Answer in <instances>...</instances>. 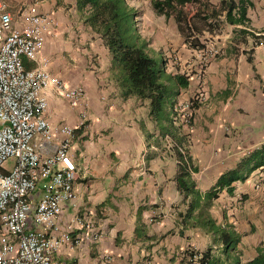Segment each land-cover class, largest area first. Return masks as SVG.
Masks as SVG:
<instances>
[{"label": "crops", "instance_id": "1", "mask_svg": "<svg viewBox=\"0 0 264 264\" xmlns=\"http://www.w3.org/2000/svg\"><path fill=\"white\" fill-rule=\"evenodd\" d=\"M1 1L15 24L26 12L48 15L55 23L44 34L36 61L21 57L23 68L42 69L63 79L66 87L82 90L76 107L51 86L42 91L43 118L74 132L68 152L75 166L76 200L62 205L57 223L63 227L74 219L83 222L71 234L78 242L61 244L51 259L59 264H182L187 251L211 248L217 254L219 246L209 234L179 224L177 213L184 207L176 189L173 141L160 136L146 102L120 97L109 56L83 24L84 13L76 10L75 0ZM152 1L125 0L136 13L135 30L148 53L165 61L166 73L187 77L188 86L172 100V109L199 94L203 98L193 101L189 125L178 118L171 121L180 127L184 148L197 169L191 175L195 189L204 193L242 158L264 149V0H244L249 6L243 25L225 21L226 3L240 0H194L167 16L157 13ZM178 12L183 18L177 23ZM212 12L214 18L199 19ZM194 14L199 17L191 19ZM189 21L200 34L187 37L178 31ZM239 30L246 33L239 35ZM193 42L203 48H192ZM208 47L221 53L200 67L198 55ZM230 186L231 194H217L209 215L240 236L237 249L241 263H246L255 257L256 247L264 248V166ZM40 190L38 185L31 206ZM87 224L97 240L91 239ZM12 240L0 222V241Z\"/></svg>", "mask_w": 264, "mask_h": 264}, {"label": "built area", "instance_id": "2", "mask_svg": "<svg viewBox=\"0 0 264 264\" xmlns=\"http://www.w3.org/2000/svg\"><path fill=\"white\" fill-rule=\"evenodd\" d=\"M55 25L45 14L26 12L15 24L0 0V222L12 241H0V264H59L51 253L71 239L74 219L60 227L58 216L64 203L74 204L72 190L75 166L69 154L74 132L65 126H52L44 118L46 99L43 90L53 87L71 106L82 101V90L66 87L65 81L34 68L25 70L21 57L36 61L43 36ZM264 46V44H263ZM221 51L206 48L199 53V66L204 67ZM199 95L177 104L173 119L189 125L193 101ZM84 114H80L81 126ZM55 141L56 143H54ZM11 161L9 169L4 167ZM40 185L33 206L31 196ZM42 227L46 232L34 230ZM92 240L98 236L87 224ZM148 264V263H147Z\"/></svg>", "mask_w": 264, "mask_h": 264}, {"label": "trees", "instance_id": "3", "mask_svg": "<svg viewBox=\"0 0 264 264\" xmlns=\"http://www.w3.org/2000/svg\"><path fill=\"white\" fill-rule=\"evenodd\" d=\"M194 0H153L152 8L159 14L167 16L175 7L181 9ZM224 1H220L222 5ZM205 9L206 5L201 4ZM225 21L229 25H243L247 20L245 13L249 4L240 0L236 4L226 3ZM76 10L84 13L83 24L99 38L109 56V68L112 79L119 90L122 99L134 98L147 103L148 117L159 130L161 137L173 141V150L177 159L175 176L176 189L182 197V212L177 213V219L182 229L197 228L209 234L214 243L219 246L217 254L209 248L204 252L187 251L182 264H264V248L256 247V255L250 261L241 263L237 245L240 236L227 223L216 224L210 217L209 209L217 194L225 190L231 194L233 182L243 181L253 170L264 166V149L260 148L242 158L231 171L219 176L213 187L204 193L195 189L191 175L197 171L184 148V137L179 132V126H174L171 119L174 116L172 104L180 91L188 86L184 74L166 73L165 61H155L147 51L146 43L141 40L135 30L136 13L125 0H75ZM180 11V10H179ZM175 17L177 23L183 18L181 12ZM199 17L214 18L216 12ZM185 20V19H184ZM178 31L190 37L200 34L194 22H185ZM239 35L244 30L237 31ZM192 48L202 49L197 42L190 43ZM171 112L170 117H167Z\"/></svg>", "mask_w": 264, "mask_h": 264}, {"label": "rangeland", "instance_id": "4", "mask_svg": "<svg viewBox=\"0 0 264 264\" xmlns=\"http://www.w3.org/2000/svg\"><path fill=\"white\" fill-rule=\"evenodd\" d=\"M147 2V0H143V4H145ZM167 26V23H165V26L164 27H166ZM208 48H212V47H208ZM152 57H153V59L155 60V61H160V57L158 56V55H151ZM10 163H11V161H7L6 163H5V165H4V167H6L7 169H9V165H10Z\"/></svg>", "mask_w": 264, "mask_h": 264}]
</instances>
